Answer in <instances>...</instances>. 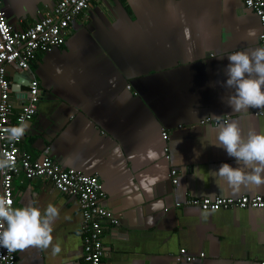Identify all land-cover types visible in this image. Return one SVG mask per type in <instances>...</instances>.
<instances>
[{"label":"crops","instance_id":"obj_1","mask_svg":"<svg viewBox=\"0 0 264 264\" xmlns=\"http://www.w3.org/2000/svg\"><path fill=\"white\" fill-rule=\"evenodd\" d=\"M56 3L2 0V8L22 31ZM262 30L243 0H100L72 21L63 45L31 63L41 98L23 123L21 149L99 176L120 220L103 223V264H177L183 247L196 259L180 264H264V208L175 206L192 196L264 194V186L234 191L213 172L239 166L215 146L219 123L264 131V115L234 112L222 99L227 56L262 47ZM7 70L18 111L29 75ZM150 148L158 159H147ZM29 204L59 209L52 235L61 251L29 246L16 264H84L78 199L45 178L16 177L14 207Z\"/></svg>","mask_w":264,"mask_h":264},{"label":"built area","instance_id":"obj_2","mask_svg":"<svg viewBox=\"0 0 264 264\" xmlns=\"http://www.w3.org/2000/svg\"><path fill=\"white\" fill-rule=\"evenodd\" d=\"M99 1L57 0L52 10L41 14L35 22L20 31L15 30L9 23L0 0V159L10 157L12 160L11 167L0 169V195L10 199L14 207V179L22 176L25 179L45 178L63 194L76 197L83 214L79 233L83 241L84 264H103L105 255L103 223L106 221L112 226L120 223L114 211L105 204L107 193L102 181L98 175L86 174L72 167H63L48 153L33 158L31 154L21 149L20 143L24 135L18 141H10L7 129L19 126L37 113L41 90L31 63L40 52H49L63 45L72 21ZM243 2L245 7L253 10L260 19L263 30L259 35V41L264 47V0ZM8 66L27 71L29 75L26 98L18 111L15 110L16 105L11 99L12 81L8 75ZM253 113L264 115V110L255 109ZM162 135L167 139L168 131L163 130ZM171 176L172 183L177 184L175 169L171 170ZM175 206H195L205 211L248 207L261 209L264 208V194L238 197L217 195L213 198L192 196L185 201H176ZM204 255L205 253L201 252L198 256ZM182 258L191 262L196 259V255L188 253L183 247L177 264H180ZM16 262L17 251L9 252L6 248L0 247V264Z\"/></svg>","mask_w":264,"mask_h":264},{"label":"clouds","instance_id":"obj_3","mask_svg":"<svg viewBox=\"0 0 264 264\" xmlns=\"http://www.w3.org/2000/svg\"><path fill=\"white\" fill-rule=\"evenodd\" d=\"M250 35H254V31ZM227 58V79L222 86L230 90V94L226 100L222 98L223 102L234 112L264 110V47L234 51ZM25 131L23 123L11 127L7 129L8 139L18 141ZM215 131L218 141L215 146L226 150L239 165L233 167L223 163L213 171L216 176L234 191L264 186V131L249 128L245 133L238 121L219 123ZM147 159L156 160L158 154L150 148ZM11 166L10 157L0 159V169ZM59 214V209L53 204L43 211L31 204L13 207L10 199L0 195V229H3L0 231V247L14 252L29 246L43 249L51 246L53 254H58L61 248L59 244L53 245L52 233Z\"/></svg>","mask_w":264,"mask_h":264}]
</instances>
